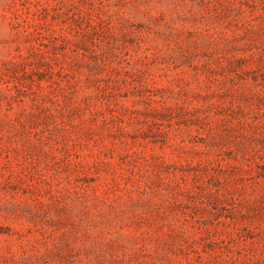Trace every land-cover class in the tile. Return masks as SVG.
<instances>
[{
    "label": "rangeland",
    "instance_id": "1",
    "mask_svg": "<svg viewBox=\"0 0 264 264\" xmlns=\"http://www.w3.org/2000/svg\"><path fill=\"white\" fill-rule=\"evenodd\" d=\"M0 264H264V0H0Z\"/></svg>",
    "mask_w": 264,
    "mask_h": 264
}]
</instances>
